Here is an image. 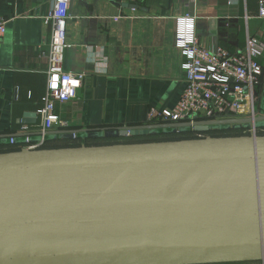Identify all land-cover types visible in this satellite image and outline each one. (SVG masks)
<instances>
[{
    "label": "crops",
    "instance_id": "obj_1",
    "mask_svg": "<svg viewBox=\"0 0 264 264\" xmlns=\"http://www.w3.org/2000/svg\"><path fill=\"white\" fill-rule=\"evenodd\" d=\"M52 6L53 0H0L1 13L8 20L0 36L3 137L25 125L20 119L27 112L37 114L36 123L26 124L32 129L29 133L39 132L38 111L44 106L48 83L43 53L51 39L46 17ZM187 15L194 18L199 43L210 50L223 47L248 53L250 38L264 44L258 0H73L68 20L71 47L64 68L83 74V83L76 99L55 102L56 112L68 122L60 129L148 123L153 110L173 108L185 87L175 32L177 20ZM256 58L263 67L254 104L259 115L264 112V48H259ZM19 139L13 144L0 138V154L36 144L24 142V136ZM85 141L57 137L41 147ZM263 164L264 157H241L0 170V219L5 220L0 226V258L126 248L119 246L124 239L114 244L115 236L95 228L98 219H108L117 208V199L129 204L154 202L163 211H181L166 215L165 220L156 218L155 231L131 238L134 245L264 240V189L258 191L256 202L248 199H253L251 183L263 178ZM239 179L240 187L229 185ZM174 181L182 183L183 190L172 197L165 190ZM186 186L188 200L182 197ZM160 188L163 192L157 193ZM148 195L158 196L157 201L156 196L147 201ZM180 198L182 202L174 204Z\"/></svg>",
    "mask_w": 264,
    "mask_h": 264
},
{
    "label": "water",
    "instance_id": "obj_2",
    "mask_svg": "<svg viewBox=\"0 0 264 264\" xmlns=\"http://www.w3.org/2000/svg\"><path fill=\"white\" fill-rule=\"evenodd\" d=\"M20 122H37V114L24 113ZM264 112L254 118L196 119L194 122L141 123L114 127L54 129L45 133H14L0 138L29 137L30 142L59 138H117L209 132L215 129L262 128ZM264 157V136L113 144L104 146L41 147L0 154V170L41 166H68L145 161H212L227 158ZM5 220L0 219V226ZM264 261V240L201 246L121 248L44 256L0 258V264H222Z\"/></svg>",
    "mask_w": 264,
    "mask_h": 264
},
{
    "label": "built area",
    "instance_id": "obj_3",
    "mask_svg": "<svg viewBox=\"0 0 264 264\" xmlns=\"http://www.w3.org/2000/svg\"><path fill=\"white\" fill-rule=\"evenodd\" d=\"M72 1L53 0L52 9L46 17V23L51 25L48 50L43 53L48 60V83L43 97L44 106L38 111L41 122L37 129L43 137L49 130L68 126V122L56 112L55 102L66 103L76 99L83 83V74L64 68L65 54L71 47L68 20ZM258 2L259 16L264 18V0ZM7 23L0 10V36L5 34ZM175 47L183 57L184 90L173 108L153 110L148 123L194 122L199 118H254L258 115L254 104L263 67L256 56L259 48H264L263 43L250 38L248 53L231 52L223 47L210 50L199 43L194 18L187 15L177 20ZM30 130L25 124L17 133H29ZM25 139L31 143L28 136ZM10 141L15 143L13 137ZM44 142L43 139L30 148H39Z\"/></svg>",
    "mask_w": 264,
    "mask_h": 264
},
{
    "label": "rangeland",
    "instance_id": "obj_4",
    "mask_svg": "<svg viewBox=\"0 0 264 264\" xmlns=\"http://www.w3.org/2000/svg\"><path fill=\"white\" fill-rule=\"evenodd\" d=\"M252 136H264V127L262 128H239V129H226V130H214L209 132H191V133H181V134H174L169 136H128L125 138H116V139H107V138H100L95 139L91 141H87L85 143H72L76 145L71 146H104V145H113V144H132V143H143V142H159V141H179V140H198V139H217V138H248ZM264 168V164H263ZM263 171V178H258V182L251 183L250 188H252V194L253 199L248 198L249 200H252L251 202L255 201L258 191L263 188L264 189V170ZM175 183H171L167 185L168 188L167 191L165 190V193L167 192L170 196L174 193L176 195L178 191L181 189L183 190L182 183H178V181H174ZM230 186L233 184L235 186H239L242 184V180L239 179L238 182H229ZM162 186V185H161ZM164 188H160L157 193H160ZM186 194H183L182 197L184 199L188 198L187 194L190 190L186 186ZM255 190V193H254ZM122 191V190H120ZM158 195V194H157ZM166 195V194H165ZM230 197L233 198V193L229 192ZM156 195L151 196H145L147 198V201H151L152 198H154ZM173 197V195H172ZM135 198V197H134ZM133 198V199H134ZM158 199V196H156V201ZM172 199V198H171ZM237 199V198H236ZM126 199H117V208H114L113 212L110 214L108 219H98L99 226H95V228L100 227L101 231L102 228L105 229L104 233L105 235H110L111 237L115 236L118 240V242H114V244H121L122 242H119L120 239H124V244L119 245L121 247L126 246V248H138L139 245H134L131 242V238L140 236L142 238L150 236L152 231H155V225L154 222L158 221L157 219H163L165 220L166 215H171L174 213H180L181 211H174V210H161L160 208L156 207L157 203L154 202H135V204H129L128 201H125ZM183 199H178L174 204H179L182 202ZM188 200V199H187ZM130 201V200H129ZM159 202V201H158ZM256 202V201H255ZM246 204H250L249 202H246ZM116 210V211H115ZM231 213V212H230ZM102 217V216H101ZM161 217V218H160ZM105 220V223H104ZM168 220L170 218L168 217ZM146 228H141L145 225H147ZM125 248V247H124Z\"/></svg>",
    "mask_w": 264,
    "mask_h": 264
},
{
    "label": "trees",
    "instance_id": "obj_5",
    "mask_svg": "<svg viewBox=\"0 0 264 264\" xmlns=\"http://www.w3.org/2000/svg\"><path fill=\"white\" fill-rule=\"evenodd\" d=\"M231 129H239V128H231ZM215 130H226V129H215ZM211 131H214V130H211ZM188 133H191V132H188ZM177 134H181V133H177ZM163 135L169 136V135H174V134H172V133H169V134H156V135H149V136L162 137ZM100 138L101 137H98V138L97 137L96 138H86L84 140H86L85 142H87V141H91V140H95V139H100ZM103 138H105V137H103ZM117 138H125V137H117ZM109 139H116V138H109ZM80 141L83 142L82 140H80ZM73 145H76V144H73ZM68 146H71V145H68ZM260 263H261V261H245V262H232V263H222V264H260Z\"/></svg>",
    "mask_w": 264,
    "mask_h": 264
}]
</instances>
